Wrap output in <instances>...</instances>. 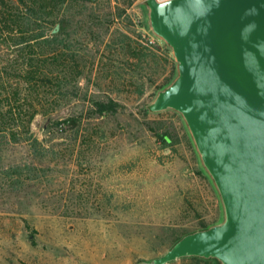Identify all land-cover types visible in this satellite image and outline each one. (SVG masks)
<instances>
[{"label": "rangeland", "instance_id": "374dc122", "mask_svg": "<svg viewBox=\"0 0 264 264\" xmlns=\"http://www.w3.org/2000/svg\"><path fill=\"white\" fill-rule=\"evenodd\" d=\"M144 1L51 8V27L64 21L69 34L58 51L72 60L52 66L67 91L52 94L36 117L37 149L0 148V264H140L220 219L181 115L146 111L176 63L145 26ZM111 100L117 114H95V101ZM49 119L70 125L51 127ZM158 134H169L168 144Z\"/></svg>", "mask_w": 264, "mask_h": 264}, {"label": "water", "instance_id": "95a60500", "mask_svg": "<svg viewBox=\"0 0 264 264\" xmlns=\"http://www.w3.org/2000/svg\"><path fill=\"white\" fill-rule=\"evenodd\" d=\"M142 7L149 33L176 63L173 81L146 109L181 115L221 211L214 225L142 264L193 257L264 264V0H145Z\"/></svg>", "mask_w": 264, "mask_h": 264}, {"label": "trees", "instance_id": "16d2710c", "mask_svg": "<svg viewBox=\"0 0 264 264\" xmlns=\"http://www.w3.org/2000/svg\"><path fill=\"white\" fill-rule=\"evenodd\" d=\"M60 1L63 3L65 0H0V148L4 144L26 142L37 149L40 141L32 132L36 117L45 113L46 108L52 104V94H64L67 91L66 84L59 82V72L52 66L61 59L62 63L72 60L70 53L59 55L58 51L60 45L67 44L69 34L65 33L67 27L64 21L53 22L51 27L48 19L51 8L60 4ZM11 3L17 4L16 10L10 9ZM57 24L61 26L60 32L51 33ZM61 72L69 73L63 70ZM175 75L176 65L173 76L158 91L165 89ZM54 80H58L57 84L53 83ZM119 109L120 105L112 100L94 102V112L100 117L117 114ZM146 111L149 113L147 109ZM75 121L79 122L77 119ZM48 122L51 127L61 129L70 125L69 121L64 120L49 119ZM168 135L157 136L168 144ZM199 174L209 180L201 167ZM213 190L218 199L214 187ZM212 225L214 223L203 224L195 232L206 230ZM191 233L177 238L173 246ZM187 259L204 264H219L213 259Z\"/></svg>", "mask_w": 264, "mask_h": 264}]
</instances>
